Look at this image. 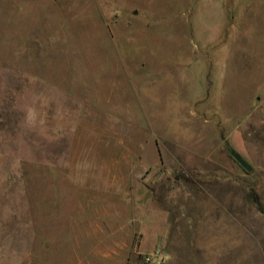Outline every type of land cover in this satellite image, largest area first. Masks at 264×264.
<instances>
[{"label": "rangeland", "instance_id": "1", "mask_svg": "<svg viewBox=\"0 0 264 264\" xmlns=\"http://www.w3.org/2000/svg\"><path fill=\"white\" fill-rule=\"evenodd\" d=\"M0 264H264V0H0Z\"/></svg>", "mask_w": 264, "mask_h": 264}, {"label": "water", "instance_id": "2", "mask_svg": "<svg viewBox=\"0 0 264 264\" xmlns=\"http://www.w3.org/2000/svg\"><path fill=\"white\" fill-rule=\"evenodd\" d=\"M228 151L233 156V158L245 169H250V165L247 163V161H245V159H243V157H241V155L237 151L230 147L228 148Z\"/></svg>", "mask_w": 264, "mask_h": 264}, {"label": "crops", "instance_id": "3", "mask_svg": "<svg viewBox=\"0 0 264 264\" xmlns=\"http://www.w3.org/2000/svg\"><path fill=\"white\" fill-rule=\"evenodd\" d=\"M152 230H153V228H152ZM150 236H151L152 239L157 238L158 237V233L155 232V231L154 232L151 231ZM144 239H145V237H144V235H142V238H141V241H140V247L144 246V243H143Z\"/></svg>", "mask_w": 264, "mask_h": 264}]
</instances>
